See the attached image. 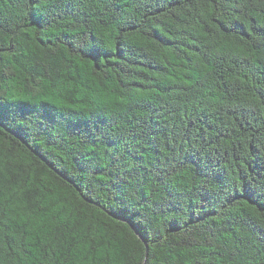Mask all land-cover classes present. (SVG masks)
<instances>
[{
    "label": "trees",
    "instance_id": "trees-1",
    "mask_svg": "<svg viewBox=\"0 0 264 264\" xmlns=\"http://www.w3.org/2000/svg\"><path fill=\"white\" fill-rule=\"evenodd\" d=\"M0 264H264V0H0Z\"/></svg>",
    "mask_w": 264,
    "mask_h": 264
},
{
    "label": "water",
    "instance_id": "water-1",
    "mask_svg": "<svg viewBox=\"0 0 264 264\" xmlns=\"http://www.w3.org/2000/svg\"><path fill=\"white\" fill-rule=\"evenodd\" d=\"M138 233V232H137ZM144 241V243H145V245H146V247H147V256H148V251H149V248H148V244H147V242L145 241V240H143Z\"/></svg>",
    "mask_w": 264,
    "mask_h": 264
}]
</instances>
